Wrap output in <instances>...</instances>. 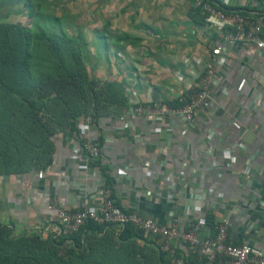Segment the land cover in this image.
Returning a JSON list of instances; mask_svg holds the SVG:
<instances>
[{
	"label": "crops",
	"instance_id": "0c3cea01",
	"mask_svg": "<svg viewBox=\"0 0 264 264\" xmlns=\"http://www.w3.org/2000/svg\"><path fill=\"white\" fill-rule=\"evenodd\" d=\"M29 1L0 0V22L28 24L46 15L57 22L49 29L82 34L91 72L124 85L127 107L176 102L179 92L197 91L218 32L193 0ZM225 6L254 16L264 10V0H228ZM226 49L222 83L212 87L193 126L174 132L138 115L132 129L120 130L118 119L100 118V128L90 131L102 139L101 155L93 161L86 160L80 141L58 135L45 171L1 181L0 224L13 234L41 229L51 219L52 202L72 209L97 206L99 188L111 185L114 201L127 212L161 223L178 215L182 228L204 216L208 222L227 215L229 240L264 250V54L240 41ZM257 96L260 106L253 110ZM144 135L150 141L141 140ZM199 183L210 208L189 197Z\"/></svg>",
	"mask_w": 264,
	"mask_h": 264
},
{
	"label": "trees",
	"instance_id": "16d2710c",
	"mask_svg": "<svg viewBox=\"0 0 264 264\" xmlns=\"http://www.w3.org/2000/svg\"><path fill=\"white\" fill-rule=\"evenodd\" d=\"M24 1L30 4L29 0ZM221 8L230 9L225 5ZM240 13L251 16L247 11ZM42 27L39 20L28 24L0 22V176L5 179L29 170L45 171L56 151V137L60 132L71 134L81 117L89 115L100 128V118L112 121L129 108L124 85L91 72L82 34L69 36L51 28L46 32ZM32 28L37 32L32 33ZM215 221L211 217L207 222L212 235ZM110 229L116 230L117 237L125 243L146 241L157 251V264H171L167 252L160 247L159 237L144 236L130 224L118 230L114 225L92 219L69 237L32 230L13 238L9 234L16 235L10 227L0 224V264H49L35 252L51 250L52 254L53 245H63L73 256L68 263L56 258L50 264H92L87 253L90 249L85 245ZM92 244L94 249L103 248V242ZM184 259L185 264L199 263L192 254Z\"/></svg>",
	"mask_w": 264,
	"mask_h": 264
},
{
	"label": "built area",
	"instance_id": "2783aa9c",
	"mask_svg": "<svg viewBox=\"0 0 264 264\" xmlns=\"http://www.w3.org/2000/svg\"><path fill=\"white\" fill-rule=\"evenodd\" d=\"M193 2L208 13V22L213 27H218L211 46V60L203 71L197 86L198 90L192 94H186L189 89L179 92L176 102L180 106L166 100L147 101L130 106L117 118L123 125L120 130L132 129L133 118L138 115L155 120L161 126L167 125L169 131L175 132V128L178 127H183V130L190 128L193 126L197 111L207 101L212 87H218L222 83L221 79L226 73L225 66L228 62L226 44L240 41L248 44L256 53L260 50L264 54V10L254 16L245 17L240 12L230 9L225 11L221 8L228 0H193ZM255 102L253 110L260 106L258 96ZM96 125V121L86 115L79 119L78 128L69 134L73 140L80 141L81 149L87 156L85 158L90 161L96 160L101 155L100 140L90 134V131L97 127ZM59 135L64 133L60 132ZM150 139V135L141 137V140L145 141ZM229 150L232 151L233 148ZM181 173L184 175L183 172ZM99 194L101 201L97 206L84 204L72 209L61 201L52 202L48 209L53 213L51 219L42 227V233L69 237L89 219L101 224L114 225L118 230L130 224L144 236L159 237L160 247L167 252L171 264H185L184 257L188 258L190 254L198 259V264H264L263 249L256 251L249 245H237L229 240L231 218L227 215L215 221L214 235H212L210 227L207 226L206 216L182 228L178 215H171L165 223H161L143 214L140 215L137 211L126 212L119 209L113 199L112 190L108 187L99 188ZM205 196L201 183L197 184L195 189L189 190L191 200L204 201L207 203V208H210L211 202ZM205 230L207 232L201 238L200 233Z\"/></svg>",
	"mask_w": 264,
	"mask_h": 264
},
{
	"label": "rangeland",
	"instance_id": "374dc122",
	"mask_svg": "<svg viewBox=\"0 0 264 264\" xmlns=\"http://www.w3.org/2000/svg\"><path fill=\"white\" fill-rule=\"evenodd\" d=\"M44 17L48 21L40 20V22L43 23L42 28L46 29V32H49V27L51 26V24L54 25L57 22L54 17L50 19H48L46 15ZM36 28H41V26H37ZM76 31L77 30L75 29L74 32ZM83 31L85 32V29ZM35 32L37 31L33 29L32 33ZM101 56V58H106L105 54H102ZM96 59L97 55L93 54V61ZM109 110H114V107H109ZM4 180L6 179L0 176V183L1 181L4 183ZM15 235L16 236L9 234V236L13 238H16L18 234ZM117 236L118 234L116 230L114 231V229H110L108 233H103L100 234L98 237H94L85 245V247L87 246L90 249L89 251H86L87 253H89L88 255L92 264H157V251L154 250L155 248L151 247L150 245H147L146 241L136 242L134 240H131V242L125 243L124 241H121ZM92 241L103 242V248L101 247V250L99 249V247L94 249ZM53 248H55V251L52 252V254H50L51 250H49L47 253H44V251H42L41 249H39L35 253L38 254V256H43L45 260L47 259V263L49 264L53 263L56 258H60L66 263L72 260L73 253H71L70 250H67L63 245H53ZM83 251L86 252L85 250ZM43 254L46 255L44 256Z\"/></svg>",
	"mask_w": 264,
	"mask_h": 264
},
{
	"label": "clouds",
	"instance_id": "9594fccd",
	"mask_svg": "<svg viewBox=\"0 0 264 264\" xmlns=\"http://www.w3.org/2000/svg\"><path fill=\"white\" fill-rule=\"evenodd\" d=\"M105 187H108V186H105ZM108 188H110V187H108ZM110 189L112 190V193H113V189H112V188H110ZM34 230H36V231H41L42 228H41V229H34Z\"/></svg>",
	"mask_w": 264,
	"mask_h": 264
}]
</instances>
